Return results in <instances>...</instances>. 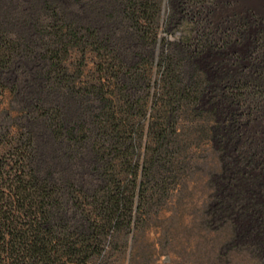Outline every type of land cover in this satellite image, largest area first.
<instances>
[{
	"label": "trees",
	"instance_id": "trees-1",
	"mask_svg": "<svg viewBox=\"0 0 264 264\" xmlns=\"http://www.w3.org/2000/svg\"><path fill=\"white\" fill-rule=\"evenodd\" d=\"M169 2L173 41L164 0H0V98L10 72L35 81L0 106V264H103L205 137L219 161L202 221L264 264V24ZM41 135L81 180L55 176Z\"/></svg>",
	"mask_w": 264,
	"mask_h": 264
},
{
	"label": "rangeland",
	"instance_id": "rangeland-1",
	"mask_svg": "<svg viewBox=\"0 0 264 264\" xmlns=\"http://www.w3.org/2000/svg\"><path fill=\"white\" fill-rule=\"evenodd\" d=\"M207 11L211 12L214 23H221L224 27L235 14L252 16L264 24V0H207ZM169 12L170 2L164 0L161 35L173 41L179 32H164ZM83 14L89 19L94 17L86 9ZM5 83L7 90L0 98L1 107L20 106L33 97L35 81L30 73L10 72ZM58 99L69 103L68 99L56 97ZM74 111L72 105L70 117ZM206 139L193 150V162L184 173L163 180L164 189L158 190L147 206L135 214L134 225L115 239L103 264H251L241 251L233 247L226 250L229 237L218 236L202 221L210 208L213 174L219 161L216 145ZM39 142L42 153L47 155L44 159L51 166L53 163L56 177L64 180L73 176L79 181L85 176L79 166L72 173L64 169L65 161H59L56 155L58 146L51 140L41 135ZM53 153L55 160L52 162Z\"/></svg>",
	"mask_w": 264,
	"mask_h": 264
}]
</instances>
